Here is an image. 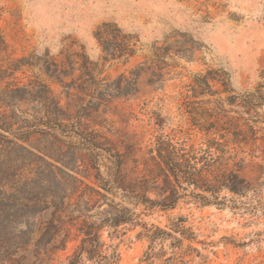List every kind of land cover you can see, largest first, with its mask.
I'll list each match as a JSON object with an SVG mask.
<instances>
[{"label": "rangeland", "instance_id": "obj_1", "mask_svg": "<svg viewBox=\"0 0 264 264\" xmlns=\"http://www.w3.org/2000/svg\"><path fill=\"white\" fill-rule=\"evenodd\" d=\"M105 24L134 38V57L104 52L96 34ZM0 31L7 46L0 85L44 83L74 117L94 105L83 120L122 153L132 151L127 168L132 159L146 163L161 138L205 149L217 140L244 161L241 176L252 191L233 196L236 205L189 198L142 217V224L174 237L173 222L184 219L193 243L180 247L170 238L152 245L141 227L104 232L118 264H264V0H0ZM46 60L59 67L52 76ZM209 72L232 94H213L225 87L213 81L205 94L193 92ZM122 77L135 83L124 95L113 91ZM90 79L109 86L98 106L97 86L82 89ZM229 96L239 101L230 104ZM79 244L73 237L54 263L66 264Z\"/></svg>", "mask_w": 264, "mask_h": 264}, {"label": "trees", "instance_id": "obj_2", "mask_svg": "<svg viewBox=\"0 0 264 264\" xmlns=\"http://www.w3.org/2000/svg\"><path fill=\"white\" fill-rule=\"evenodd\" d=\"M96 37L113 59L136 53L134 38L115 25L105 24ZM6 48L0 31V53ZM58 69L45 61L48 75ZM212 81L225 86L213 94H232L217 72L198 78L192 91L205 94ZM88 83L97 86L98 106L109 86L100 89L90 79L82 89ZM134 85L122 77L113 91L124 95ZM227 101L235 104L239 97ZM93 108L88 104L74 117L44 83L0 85V264H55L73 237L80 244L66 264H118L119 253L106 245L103 233L120 235L138 227L152 245L174 238L181 247L195 241L184 219L173 222L172 232L179 234L174 237L142 224V217L156 209L175 210L189 198L224 208L237 204L233 196L252 191L241 176L244 161L236 162L238 156L217 140L205 149L161 138L146 163L132 159L127 168L132 151L122 153L83 120Z\"/></svg>", "mask_w": 264, "mask_h": 264}]
</instances>
